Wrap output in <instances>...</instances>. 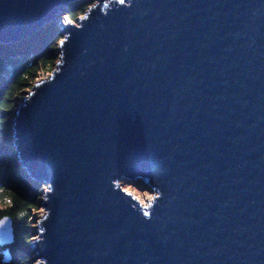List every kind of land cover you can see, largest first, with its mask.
Returning <instances> with one entry per match:
<instances>
[{
  "label": "water",
  "instance_id": "1",
  "mask_svg": "<svg viewBox=\"0 0 264 264\" xmlns=\"http://www.w3.org/2000/svg\"><path fill=\"white\" fill-rule=\"evenodd\" d=\"M51 22L56 68L13 112L47 189L33 263L264 264V0H0V46Z\"/></svg>",
  "mask_w": 264,
  "mask_h": 264
},
{
  "label": "trees",
  "instance_id": "2",
  "mask_svg": "<svg viewBox=\"0 0 264 264\" xmlns=\"http://www.w3.org/2000/svg\"><path fill=\"white\" fill-rule=\"evenodd\" d=\"M88 6L77 3L65 12V17L76 22ZM61 40V29L55 25L20 44L0 46V219L11 218L15 234V243L10 247L11 261L5 263L1 258L0 264H34L29 247L37 237L32 213L40 209L43 188L28 180L19 166L12 146L13 112L26 91L54 70ZM134 186L142 192L140 183Z\"/></svg>",
  "mask_w": 264,
  "mask_h": 264
},
{
  "label": "rangeland",
  "instance_id": "3",
  "mask_svg": "<svg viewBox=\"0 0 264 264\" xmlns=\"http://www.w3.org/2000/svg\"><path fill=\"white\" fill-rule=\"evenodd\" d=\"M64 18L67 19V18L65 17V15H64ZM64 18L61 17L60 20L63 22V21H64ZM78 19H79V17H78ZM67 20H69V19H67ZM69 21H70V20H69ZM71 22H72V21H71ZM73 23L76 24V22H73ZM8 46H9V45H8ZM55 68H56V66H55ZM55 68H54V70H55ZM54 70H53V71H54ZM53 71H52V72H53ZM52 72L47 73V74L41 76L38 80L46 79L48 76H50V75L52 74ZM38 80H37V81H38ZM37 81H36V82H37ZM29 91H30V90H28V91H26V92H29ZM24 98H25V96L22 97V98L20 99L19 103L22 102V100H23ZM31 181H32V180H31ZM32 182H34V181H32ZM121 187L123 188V190H125V191L131 193L133 196H135V198H137V200H139L140 203H141L142 205H144V206H146L148 202H150V201L153 200V194H151V193H149V192H147V191H144L145 189H144L142 192H140V191H138V190L135 189V186L131 187V185H130V186H127V185L125 186V185L121 184ZM42 191H44V189H43ZM42 198H44V197H42ZM44 213H45V210H44L43 208H40L38 211L32 213V217H33V219H34L35 222H36V223L34 224V229H35V228L37 229V227H38V222H39V221L37 222V220H38V219L41 220L42 217L45 215ZM35 238H36V237H35ZM4 251H5V248H0V259L2 258L3 260H4Z\"/></svg>",
  "mask_w": 264,
  "mask_h": 264
},
{
  "label": "bare ground",
  "instance_id": "4",
  "mask_svg": "<svg viewBox=\"0 0 264 264\" xmlns=\"http://www.w3.org/2000/svg\"><path fill=\"white\" fill-rule=\"evenodd\" d=\"M74 5H75V4H74ZM71 6H73V5H71ZM71 6H69V7L67 8V10H69V8H70ZM91 6H92L91 4L88 6L87 11H88V9H89ZM67 10H66V11H67ZM66 11H65V12H66ZM87 11H86L82 16H80L79 18H83V17L85 16V14L87 13ZM62 17L64 18V16H62ZM55 25L59 27V25H58L56 22H51L49 25H47V26L44 27L43 29L51 28V27H53V26H55ZM43 29H42V30H43ZM39 32H40V31H39ZM39 32H38V33H39ZM12 45H17V44H12ZM2 46H6V45H2ZM9 46H10V45H9ZM26 177H27V176H26ZM27 179L30 180L29 178H27ZM34 182H35V181H34ZM35 183H36L40 188L42 187V188L44 189L43 193L47 190L46 187L41 186V184H40L39 182L36 181ZM42 197H44V196L42 195ZM41 199H43V198H41ZM41 199H40V200H41ZM40 200H39V202H40ZM44 214H45V213H44ZM3 218H4V217H3ZM42 218H43V217H42ZM1 219H2V218H1ZM33 221L35 222L34 219H33ZM38 221H40V219H38L37 222H38ZM35 223H36V222H35ZM38 223H39V222H38ZM35 230H36V228H35ZM34 239H35V238H34ZM34 239H33V241H34ZM33 241H32V242H33ZM14 243H15V234H14ZM14 243H13V245H14ZM13 245H12V246H13ZM30 245H31V244H30ZM29 247H30V246H29ZM7 249H9L10 257L12 258V256H11V252H10V247H9V248H5V250H7ZM30 251H31V249H30Z\"/></svg>",
  "mask_w": 264,
  "mask_h": 264
},
{
  "label": "snow or ice",
  "instance_id": "5",
  "mask_svg": "<svg viewBox=\"0 0 264 264\" xmlns=\"http://www.w3.org/2000/svg\"><path fill=\"white\" fill-rule=\"evenodd\" d=\"M121 3H123V0H121Z\"/></svg>",
  "mask_w": 264,
  "mask_h": 264
}]
</instances>
